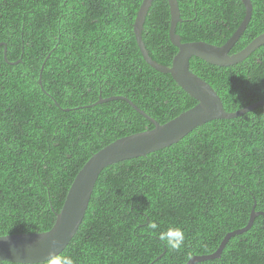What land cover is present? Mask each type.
<instances>
[{
	"label": "trees",
	"instance_id": "16d2710c",
	"mask_svg": "<svg viewBox=\"0 0 264 264\" xmlns=\"http://www.w3.org/2000/svg\"><path fill=\"white\" fill-rule=\"evenodd\" d=\"M141 3L0 0V42L9 61L0 44V235L51 229L53 210H61L94 153L154 127L127 100L97 103L100 97L124 96L161 124L197 103L145 61L133 30ZM178 3L182 42L221 46L246 14L240 0ZM252 4L231 53L264 33V0ZM170 19L168 0H153L142 31L150 56L166 66L178 51ZM20 57L24 62L14 64ZM190 69L213 86L227 111L264 100V44L231 66L194 56ZM255 201L264 211V106L209 121L169 147L106 167L78 232L59 255L75 264H186L244 227ZM169 227L185 233L179 250L158 237ZM196 264H264V215L232 236L221 257Z\"/></svg>",
	"mask_w": 264,
	"mask_h": 264
},
{
	"label": "water",
	"instance_id": "95a60500",
	"mask_svg": "<svg viewBox=\"0 0 264 264\" xmlns=\"http://www.w3.org/2000/svg\"><path fill=\"white\" fill-rule=\"evenodd\" d=\"M240 1L245 7V17L229 40L218 46L204 41L182 42L180 35L176 33L177 24L182 21L180 6L178 0H168L171 14L169 35L178 51L173 58L172 65L166 66L150 56L143 41V25L153 0H142L133 30L145 61L159 72L170 74L186 93L196 99L197 103L161 124L124 96H112L105 99L100 97L97 103L115 99L127 100L154 127L117 138L94 153L72 181L61 210L59 212L53 210L56 219L52 228L41 232L0 235V261L36 264L50 260V255H59L78 232L87 213L99 175L106 167L169 147L209 121L237 118L250 110L264 106V100H260L240 110L227 111L213 86L190 69V60L194 56L212 65L231 66L245 60L264 44V33H262L242 50L231 53L252 18V0ZM41 82L42 78H39V83ZM259 215H264V211L256 210L255 201L249 220L244 227L229 232L214 252L194 255L188 259L186 264H196L221 257L228 240L236 234L249 230Z\"/></svg>",
	"mask_w": 264,
	"mask_h": 264
},
{
	"label": "clouds",
	"instance_id": "9594fccd",
	"mask_svg": "<svg viewBox=\"0 0 264 264\" xmlns=\"http://www.w3.org/2000/svg\"><path fill=\"white\" fill-rule=\"evenodd\" d=\"M4 53L7 56L8 54L7 49H4ZM19 62L21 63L24 62L22 57H20L19 61L14 62V64H17ZM43 69H44V65L42 67V72H43ZM41 85L43 86V80L41 82ZM149 227L152 230H155L159 227V225L153 222L149 225ZM158 237L167 247L173 250H179L185 242V233L179 227H169L167 230H161L158 233ZM50 259H51V264H75L74 260L70 256L50 255Z\"/></svg>",
	"mask_w": 264,
	"mask_h": 264
},
{
	"label": "flooded vegetation",
	"instance_id": "af4514ba",
	"mask_svg": "<svg viewBox=\"0 0 264 264\" xmlns=\"http://www.w3.org/2000/svg\"><path fill=\"white\" fill-rule=\"evenodd\" d=\"M116 10V9H115ZM117 11V10H116ZM124 11H126V10H124ZM48 27V29H49V31L52 29V24H50V25H48L47 26ZM0 44H5L4 42H0ZM5 49H7V46H6V44H5ZM4 58H5V60L7 61V62H9L8 60H7V56H6V54L4 53ZM32 67H33V65H32Z\"/></svg>",
	"mask_w": 264,
	"mask_h": 264
}]
</instances>
